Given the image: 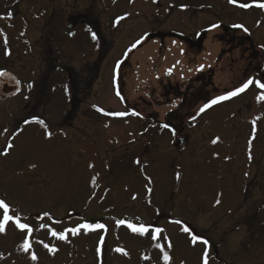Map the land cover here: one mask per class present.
Instances as JSON below:
<instances>
[{"label": "rangeland", "instance_id": "rangeland-1", "mask_svg": "<svg viewBox=\"0 0 264 264\" xmlns=\"http://www.w3.org/2000/svg\"><path fill=\"white\" fill-rule=\"evenodd\" d=\"M84 1L61 4L76 8ZM164 2L167 8L162 11ZM138 3L92 0L88 5L101 14L102 9L110 11L112 21L114 16H126L119 20L121 25L113 21L112 27H119L110 33L104 74L92 90L96 109L86 117L89 124L69 127L55 88L54 106L44 111L31 114L20 109L21 95L11 105L0 102V150L13 145L7 155H0V199L10 206V215L34 229L25 252L19 245L27 233L11 222L5 226V233H0V264H165V253L167 264H203L205 248L207 264H264V101L257 102L259 90L253 85L197 115L206 103L249 78L264 82V65L254 74L253 67L247 69L244 63H219L213 78L216 90L208 102L193 106L191 116L196 118L188 121L185 145L177 148L172 130L162 127L174 100L164 99L160 82L176 61L180 68H175L171 80L181 82L184 66H190L192 58L198 62L202 54L180 50L184 45L177 35L187 34L189 26L178 24L181 15L176 9L174 21L167 17L170 5L177 6L174 1L161 0L154 4L158 10L139 14ZM220 4L215 9L221 16ZM37 5L36 0H25L19 9ZM28 25L22 22L15 28L20 39L15 37L10 45L8 67L18 73L29 57L33 61L19 42L28 30L29 42L36 39V30ZM259 31L264 32V25ZM214 32L207 33L206 42L213 40ZM4 36L0 29V40ZM138 37L144 38L142 45L129 52ZM24 48L35 57L36 48ZM65 53L77 56L69 47ZM24 77V90L31 84L40 87L41 79L33 82ZM116 112L128 115L105 114ZM41 116L46 127L36 122ZM46 131L52 133L50 138ZM69 211L73 215L68 216ZM156 217L151 228L163 231L155 241L150 233L139 236L126 226L151 225ZM42 224L47 227L41 228ZM84 224L104 227H79ZM184 227L208 245L199 241L193 245ZM72 228H79L78 233L68 231ZM49 229L64 233L65 239L52 236ZM33 253L36 260L31 259Z\"/></svg>", "mask_w": 264, "mask_h": 264}, {"label": "flooded vegetation", "instance_id": "flooded-vegetation-1", "mask_svg": "<svg viewBox=\"0 0 264 264\" xmlns=\"http://www.w3.org/2000/svg\"><path fill=\"white\" fill-rule=\"evenodd\" d=\"M24 1H0V29L5 34L3 40H0V65H3L0 72L13 73L21 85L20 91L15 96L0 100V102L11 105L16 97L21 95L23 105L20 109L29 111L31 114L38 110L44 111L50 107V104L53 105L51 93L55 88V93L58 94L56 97L61 101L59 108L63 118H69V127L73 129L76 126L89 124L86 117L91 110L96 109L94 102L90 99L94 97L92 90L95 84H100L98 81L103 77L104 64L109 55L110 33L119 27L113 28L112 24H114L113 21L120 24L119 17L114 16L116 18L112 21L110 11L102 9L101 14L100 10L89 8L88 5L92 3V0H82L84 1L83 5L76 8L71 3H67V7L64 6V8H71L69 10H64L61 4L63 0H36L38 2L36 9V6H33L31 10L19 9ZM160 1L138 0L136 12L139 14L143 10L152 8L158 10L159 8L157 9L155 6L160 4ZM171 1H174L177 6L170 5L171 11L167 17L174 21L177 16L173 10L176 9L181 15V21H178V24L189 26L186 30L187 34L177 35L184 45V48L180 50L190 49L202 54L198 62H194L195 58L191 59L195 65L191 63L190 66H184V75H180L179 79L182 80L181 82L176 79L171 80L177 74L175 68H180L179 61H173L174 63L170 68H167L165 77L160 82L162 92L165 93L164 99L170 96L174 100L173 110L168 115L164 114L163 125L167 124L166 128L173 131L176 141L181 137L182 144L185 145L184 130L189 126L188 121L192 118L193 106L197 104V101L208 102L209 94L216 90L213 78L217 65L222 62H226L228 66L234 63H244L247 69L253 67L250 71L254 74L258 73L261 66L264 65V48L261 47L264 45V32L259 31L264 25V11L259 14H249L250 8L241 9L236 5L229 4L228 0ZM213 1L216 2L212 6ZM220 2L221 16L215 9ZM238 3L251 4L253 0H238ZM166 6L167 4L164 2L162 11L167 8ZM82 7L84 8L82 9ZM124 7H126L125 4ZM251 8L260 10L255 7ZM31 16H33V20H31ZM219 16L220 18H218ZM257 21L261 23L257 25ZM22 22L29 24L28 29L33 26L37 33L33 43H30L28 39L29 30L22 36L25 41H19L21 44L17 42L22 46L27 56L30 55L33 58L31 62L29 57L28 62L21 66L23 67L22 71L18 73V71L9 68L8 59H11L13 52L10 46L11 42L15 37H19L18 33H15V28ZM213 25L218 27H212ZM234 25H243L249 31L246 33ZM213 30L215 31L213 40L206 42L207 33ZM92 32L97 34L96 41L91 38ZM141 38L138 37L137 40H141ZM143 41L144 38L135 49L139 48ZM24 46L36 48L35 57L31 54L32 51L28 54ZM67 47L75 52L76 58L66 55ZM250 71L245 70V73ZM24 76L32 81L41 79L40 87L35 88L37 84H31L24 90ZM57 78L59 80L56 81ZM57 86L60 89H56ZM41 119L43 120L42 116Z\"/></svg>", "mask_w": 264, "mask_h": 264}, {"label": "snow or ice", "instance_id": "snow-or-ice-1", "mask_svg": "<svg viewBox=\"0 0 264 264\" xmlns=\"http://www.w3.org/2000/svg\"><path fill=\"white\" fill-rule=\"evenodd\" d=\"M115 2V0H114ZM129 2L131 3L132 0H129ZM155 2V0H154ZM229 4H233L236 5L238 7H240L241 9H249L251 7H255V8H259L261 11H264V0H253V3L249 4V3H238V0H228ZM183 7V6H182ZM11 15V14H9ZM127 15V14H126ZM126 18V16H121L118 18L119 20H124ZM261 22L257 21V25H259ZM212 27H218L217 25H213ZM234 27L237 28H241L244 32H248L249 30L244 27L243 25H234ZM90 31V29H89ZM70 35H72V33H69ZM91 38L93 41L97 40V34L95 32H92L91 34ZM143 38H141V40H137L132 46L131 48L128 49V51L130 52L132 49H134L138 44H140L142 42ZM262 48H264V45H261ZM117 67H119V62L117 64ZM4 75V73L0 72V76ZM255 85V87L259 90L258 95L256 97L257 102L260 101H264V82H262L260 79H253V78H249L242 86L234 89L231 92L226 93L223 96H219L216 97L215 99L211 100L209 103H206L202 108L199 109V112L197 113V115H199L200 113H203L207 108H210L212 105H215L221 101L224 100H228L231 99L243 92H245L247 89H249L251 86ZM119 95V93H118ZM97 111H103L102 109H97ZM105 114H110V115H114V116H125L128 115V113H124V112H116V113H105ZM132 115H138V113L133 112L131 113ZM196 117H192V119L194 120ZM37 123L40 124H45V122L43 120H37ZM25 124L30 123V121L25 120L24 121ZM46 127V124H45ZM162 127H168L167 124L162 125ZM5 132H7V129L4 130ZM45 135L47 137H51L52 133L50 131H46ZM213 143H215V141H213ZM13 147V145L11 143H8L6 148L3 150H0V155H7L8 154V149H11ZM251 158V157H250ZM137 163H139V161H137ZM91 167V165H90ZM247 175V174H246ZM133 199H135V197H133ZM217 204L220 203L219 200L216 201ZM0 210H2L3 213V217L2 219H0V233H5L6 231V225L11 222L15 225V228L18 229L21 233H27V235H25L23 243L19 245V247L27 252L29 251L31 244H30V239L29 237L31 236V233L34 231V229L27 223H22L20 221V218L14 217L12 215L9 214L10 212V206L2 199H0ZM47 215V214H45ZM176 223H180L179 221H176ZM120 225H124L125 221L121 220L119 221ZM127 228L134 234H138L139 236H146L149 233L151 234V238L152 240H157L159 234L163 231L160 228H150L149 226H145L143 224H141L140 226H137L136 224L133 223H128ZM41 228H45L47 227L46 225H41ZM80 228H84V229H93V228H103L104 225L100 224V225H89V224H84V225H80ZM184 232L189 233L191 236V242L193 245H195L197 243V241L203 243L204 245H208V241L206 239H203L202 237H199L196 234H191L190 229L188 227H184L182 229ZM50 234L52 236H58L59 239H65V235L64 233H57L56 231H53L51 229H49ZM68 231H70L73 234H77L79 231V228H72L69 229ZM103 239V238H101ZM157 248H160L161 245L159 243H157L155 245ZM45 248H48L49 246L47 244H44ZM169 247H171V245L169 244ZM49 251H54L53 249H49ZM97 251L99 252V249H97ZM117 252H123V249L117 248L116 249ZM126 254V253H124ZM207 248H205V253H204V257H202L203 259V264H207ZM32 260H36L37 256L33 253L31 256ZM145 259H147V257H145ZM165 264H167L168 260H169V256L167 255V253H165L164 257H163Z\"/></svg>", "mask_w": 264, "mask_h": 264}, {"label": "water", "instance_id": "water-1", "mask_svg": "<svg viewBox=\"0 0 264 264\" xmlns=\"http://www.w3.org/2000/svg\"><path fill=\"white\" fill-rule=\"evenodd\" d=\"M20 91V83L16 77L9 72L0 76V100L16 95ZM182 140L178 139L177 145L181 144Z\"/></svg>", "mask_w": 264, "mask_h": 264}, {"label": "trees", "instance_id": "trees-1", "mask_svg": "<svg viewBox=\"0 0 264 264\" xmlns=\"http://www.w3.org/2000/svg\"><path fill=\"white\" fill-rule=\"evenodd\" d=\"M162 217H163V218H167V215H166L165 217L162 215ZM156 222H157V217L154 218V222H152L151 224H155Z\"/></svg>", "mask_w": 264, "mask_h": 264}]
</instances>
